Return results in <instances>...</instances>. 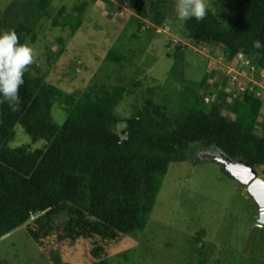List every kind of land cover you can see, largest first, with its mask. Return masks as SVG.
Wrapping results in <instances>:
<instances>
[{
	"label": "trees",
	"instance_id": "1",
	"mask_svg": "<svg viewBox=\"0 0 264 264\" xmlns=\"http://www.w3.org/2000/svg\"><path fill=\"white\" fill-rule=\"evenodd\" d=\"M237 1L227 26L220 17H230L209 8L204 20L193 18L182 26L189 39L208 46L211 53L222 46L226 62L242 52L264 73V50L252 47L254 40L264 42V0ZM33 2L43 16L51 17L52 0ZM164 3L150 4L158 26L163 25ZM85 8L86 2L76 5L73 19L60 16L62 7L53 23L61 18L62 25L74 30ZM137 13L143 18L149 14L140 7ZM13 30L21 43L37 40L33 21H21ZM173 65L169 76L173 91L163 89L158 98L144 99L129 116L121 117L115 106L124 88L96 99L84 94L73 102L47 79V70L36 57L20 88V110L12 112L7 103L0 104V240L26 227L52 264H69L58 247L83 239L91 242L96 264H110L106 247L127 235L136 237L146 226L170 164L197 163L211 153L261 167L264 173V130L261 135L254 130L263 106L256 84L240 81L229 92L222 87L214 103L207 104L199 88L179 79L175 60ZM228 97H235L233 104L226 102ZM56 103L67 112L62 124L52 116ZM119 122L124 124L121 133ZM25 134L41 145L32 149L16 144V138ZM223 171L232 177L224 165ZM204 233L201 228L193 240L199 243ZM196 245L200 252L202 245Z\"/></svg>",
	"mask_w": 264,
	"mask_h": 264
},
{
	"label": "rangeland",
	"instance_id": "2",
	"mask_svg": "<svg viewBox=\"0 0 264 264\" xmlns=\"http://www.w3.org/2000/svg\"><path fill=\"white\" fill-rule=\"evenodd\" d=\"M52 1L51 17L47 18L37 5L33 6V0H0V28L13 30L21 21L34 22L37 40L27 44L38 53L47 79L73 102L84 94L96 99L124 88L115 112L121 117L129 116L144 99H156L163 89H169L175 60L180 68L179 79L199 88L207 104L214 103L222 87L229 92L239 81L243 85L254 81L263 101L254 130L256 134L263 133L264 73L247 57L240 61L236 57V66L225 65L221 62L222 46L211 53L208 46L189 39L175 18L177 0H165L160 7L164 14L161 26L153 21L155 12L150 4L154 0ZM82 2H86V8L77 28L62 25L61 18H57V25L53 23L62 7L60 16L76 18L74 8ZM237 4V0H208L209 9L230 17H220L224 26L231 23ZM139 7L149 13L147 17L137 13ZM210 71L215 75L211 77ZM205 75L208 77L202 85ZM234 98L228 97L226 102L233 104ZM60 105L56 103L52 109L58 124L67 117ZM226 114L233 117L230 111ZM123 126V122L118 123V133ZM15 143L33 149L42 141H33L25 134ZM220 159L210 153L197 163L170 164L146 226L136 237L127 235L113 247H106L110 264H263L264 226L256 224L258 205L244 184L223 171V165L217 162ZM256 171L264 178L261 167ZM201 228L207 234H202L197 243L193 236ZM55 235L51 241H55ZM196 244L199 248L202 245V253ZM58 248L69 264H96L90 241L82 239L75 245ZM48 255L29 237L26 227L0 240V264H52Z\"/></svg>",
	"mask_w": 264,
	"mask_h": 264
},
{
	"label": "clouds",
	"instance_id": "3",
	"mask_svg": "<svg viewBox=\"0 0 264 264\" xmlns=\"http://www.w3.org/2000/svg\"><path fill=\"white\" fill-rule=\"evenodd\" d=\"M207 14L208 0H177L175 18L180 24L193 18L202 21ZM252 47L258 52L264 50V42L254 40ZM37 55L31 45L20 42L14 30L0 31V104L7 103L12 112L20 110V88L25 83L26 71L35 63Z\"/></svg>",
	"mask_w": 264,
	"mask_h": 264
},
{
	"label": "water",
	"instance_id": "4",
	"mask_svg": "<svg viewBox=\"0 0 264 264\" xmlns=\"http://www.w3.org/2000/svg\"><path fill=\"white\" fill-rule=\"evenodd\" d=\"M225 166L229 174L247 187L249 194L254 198L260 212L257 225L264 226V179L258 176L255 168L248 166L243 161L218 160Z\"/></svg>",
	"mask_w": 264,
	"mask_h": 264
},
{
	"label": "built area",
	"instance_id": "5",
	"mask_svg": "<svg viewBox=\"0 0 264 264\" xmlns=\"http://www.w3.org/2000/svg\"><path fill=\"white\" fill-rule=\"evenodd\" d=\"M236 57H238L237 58V61H240V59H243V58H246L247 56L245 55V54H243V53H238L231 61H229V62H226L225 61V58L223 57V58H221V62H223L225 65H229V64H234L235 66L238 64V63H234L233 62V60L236 58ZM248 58V57H247ZM250 61H251V59L250 58H248ZM246 65H251V64H246ZM253 67V66H252ZM251 67V68H252ZM240 82V81H239ZM253 83L254 84H256L254 81H253ZM244 88L243 87H241V89L240 90H243Z\"/></svg>",
	"mask_w": 264,
	"mask_h": 264
},
{
	"label": "crops",
	"instance_id": "6",
	"mask_svg": "<svg viewBox=\"0 0 264 264\" xmlns=\"http://www.w3.org/2000/svg\"><path fill=\"white\" fill-rule=\"evenodd\" d=\"M243 185V184H242ZM259 212H260V209H259V207H258V212H257V218H258V216H259ZM257 222V221H256ZM257 224V223H256Z\"/></svg>",
	"mask_w": 264,
	"mask_h": 264
},
{
	"label": "flooded vegetation",
	"instance_id": "7",
	"mask_svg": "<svg viewBox=\"0 0 264 264\" xmlns=\"http://www.w3.org/2000/svg\"><path fill=\"white\" fill-rule=\"evenodd\" d=\"M221 160H224V159H221ZM222 164V163H221Z\"/></svg>",
	"mask_w": 264,
	"mask_h": 264
}]
</instances>
